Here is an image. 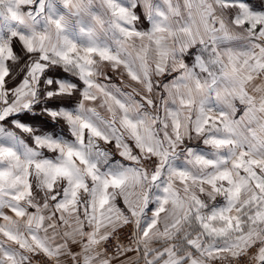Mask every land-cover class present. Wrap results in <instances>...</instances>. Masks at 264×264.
<instances>
[{
	"label": "snow or ice",
	"instance_id": "obj_1",
	"mask_svg": "<svg viewBox=\"0 0 264 264\" xmlns=\"http://www.w3.org/2000/svg\"><path fill=\"white\" fill-rule=\"evenodd\" d=\"M127 252L264 264V0H0V264Z\"/></svg>",
	"mask_w": 264,
	"mask_h": 264
},
{
	"label": "crops",
	"instance_id": "obj_2",
	"mask_svg": "<svg viewBox=\"0 0 264 264\" xmlns=\"http://www.w3.org/2000/svg\"><path fill=\"white\" fill-rule=\"evenodd\" d=\"M260 0H253V3H259ZM117 159H119L118 156H116ZM118 200L120 199L119 197L117 198ZM158 246V245H154ZM74 250H79L78 247H74ZM110 255V254H109ZM137 253L136 252H127L123 256L117 257L114 261L113 264H121V262H127V264H134V261L136 260ZM65 264H71L70 258L65 259ZM140 264H143V261H140Z\"/></svg>",
	"mask_w": 264,
	"mask_h": 264
},
{
	"label": "built area",
	"instance_id": "obj_3",
	"mask_svg": "<svg viewBox=\"0 0 264 264\" xmlns=\"http://www.w3.org/2000/svg\"><path fill=\"white\" fill-rule=\"evenodd\" d=\"M127 233H128V230H124V234H120L118 233V236H119V242L120 243H123L125 246H129L130 244V241L126 238L127 236ZM117 242L116 240H113V243ZM114 251V249H109V254L111 255L112 252ZM40 258H36L34 261H33V264H37V261L39 260Z\"/></svg>",
	"mask_w": 264,
	"mask_h": 264
},
{
	"label": "rangeland",
	"instance_id": "obj_4",
	"mask_svg": "<svg viewBox=\"0 0 264 264\" xmlns=\"http://www.w3.org/2000/svg\"><path fill=\"white\" fill-rule=\"evenodd\" d=\"M116 79H117V81H118V78H116ZM238 107H241V108H242V106H238ZM239 114H240V113H238L237 115L239 116Z\"/></svg>",
	"mask_w": 264,
	"mask_h": 264
}]
</instances>
